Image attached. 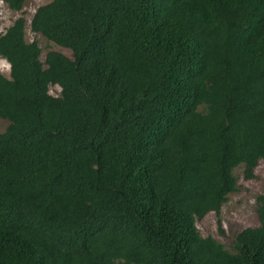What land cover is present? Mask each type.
Here are the masks:
<instances>
[{"label": "trees", "instance_id": "16d2710c", "mask_svg": "<svg viewBox=\"0 0 264 264\" xmlns=\"http://www.w3.org/2000/svg\"><path fill=\"white\" fill-rule=\"evenodd\" d=\"M26 25L0 33V264H264V193L230 249L196 225L264 163V0H52L31 31L72 59L44 62Z\"/></svg>", "mask_w": 264, "mask_h": 264}, {"label": "rangeland", "instance_id": "374dc122", "mask_svg": "<svg viewBox=\"0 0 264 264\" xmlns=\"http://www.w3.org/2000/svg\"><path fill=\"white\" fill-rule=\"evenodd\" d=\"M52 0H27L22 12H13L0 0V33H4L12 24L23 17L27 21L26 40L27 42H37L42 50V61L50 51H57L72 59V53L68 49L57 46L48 41L40 34H34L30 28L31 19L36 10L47 5ZM0 71L7 78H11V68L9 63L0 57ZM51 95L58 97L61 93L59 86L50 88ZM10 123L0 118V134L6 132ZM238 181L237 192L229 196L228 202L222 207L221 213L208 214L203 220L197 221L196 225L203 237H211L230 249L233 238L247 228L259 226L256 212L257 198L264 193V163H260L255 170V177L248 179L245 177V168L240 166L234 171ZM224 231V235L220 233Z\"/></svg>", "mask_w": 264, "mask_h": 264}]
</instances>
